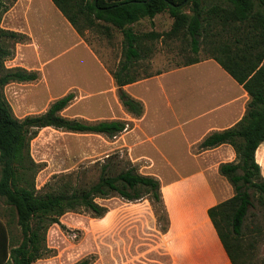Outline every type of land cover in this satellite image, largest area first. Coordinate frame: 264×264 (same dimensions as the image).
Returning <instances> with one entry per match:
<instances>
[{
  "label": "crops",
  "instance_id": "1",
  "mask_svg": "<svg viewBox=\"0 0 264 264\" xmlns=\"http://www.w3.org/2000/svg\"><path fill=\"white\" fill-rule=\"evenodd\" d=\"M4 1L9 6L0 27L25 36L14 43V55L6 60V67L36 72V84L51 75L61 93L48 99L41 90H25L26 82H12L5 94L15 116H29V105L45 107L42 114L56 100L78 92L80 97L61 114L95 122L131 121L129 129L112 138L118 146L115 152L126 153L139 173L156 178L161 185L164 216L151 211L113 212L121 205L102 204L108 208L100 218L102 228L116 238L110 235L106 245L75 252L79 257L70 256L75 259L70 264L92 256L94 264H235L209 211L235 195L220 166L235 162L237 154L229 144L206 150L200 144L208 135L229 129L243 118L249 100L244 87L208 56L125 85L124 91L144 105L143 115L134 118L118 96L112 72L52 0ZM32 91L34 97H23ZM93 109L102 111L104 117L96 119L90 112ZM66 110L71 115H65ZM255 160L264 179V142L257 147ZM62 256L59 253L53 259L64 264ZM47 261L43 258L34 264Z\"/></svg>",
  "mask_w": 264,
  "mask_h": 264
},
{
  "label": "trees",
  "instance_id": "2",
  "mask_svg": "<svg viewBox=\"0 0 264 264\" xmlns=\"http://www.w3.org/2000/svg\"><path fill=\"white\" fill-rule=\"evenodd\" d=\"M15 0H9L12 4ZM66 18L83 35L97 25L106 30L110 26L123 36V60L113 72L118 85V96L134 118L144 113L140 100L131 97L123 87L140 80L132 68L141 58L144 38L133 25L142 19L153 20L167 12L173 19L171 29L163 34L151 33V41L161 36L185 39L191 51L201 50L214 58L247 91L246 113L233 127L208 135L201 149L222 144L231 145L235 162L224 163L220 173L233 185L235 195L210 209L209 214L235 264L245 254L241 238L251 211L256 206L264 209V179L255 160L257 147L264 142V0H52ZM9 5L0 0V22ZM103 24V25H102ZM25 36L0 27V264H34L51 256L47 233L53 224L69 212H84L101 218L108 208L99 200L118 197L137 202L146 197L156 212L166 214L160 182L142 175L138 167L120 152L109 154L99 165L97 179L89 184L80 172L54 176L43 187H37V176L42 169L31 153V140L46 127L73 133L101 134L114 138L131 127L124 120L84 122L64 117L74 95L68 94L50 105L42 114L23 119L15 116L4 94L12 82H32L36 72L23 68H7L6 60L13 56L11 43ZM147 38V37H145ZM198 58L186 64L199 62ZM255 218V217H254ZM19 229L20 239L10 227ZM251 228L259 226L252 224ZM76 264H94L83 259Z\"/></svg>",
  "mask_w": 264,
  "mask_h": 264
},
{
  "label": "rangeland",
  "instance_id": "3",
  "mask_svg": "<svg viewBox=\"0 0 264 264\" xmlns=\"http://www.w3.org/2000/svg\"><path fill=\"white\" fill-rule=\"evenodd\" d=\"M172 24L173 19L165 12L158 14L155 21L145 18L132 26L135 32L144 38L141 58L135 63L131 72L133 75L140 77V80L148 78L151 75L160 74L169 69L187 66L188 64L186 63L189 60L195 58L201 60L208 57L203 50L198 54L193 53L187 40L183 38H167L164 35L155 41H151V36H145L151 35L153 32L160 34L166 33L171 29ZM81 36L85 38L88 45L96 52L102 62H104L106 67H108L113 74V72L119 68L123 60V36L121 32L112 26H110L109 30H106L101 27V25H97L94 31L87 29ZM10 45L14 53L15 45L14 43ZM50 66H52V64L48 65V67ZM45 79L46 80L41 78L39 82L37 81V84L34 83V81L24 83L26 84L25 90H41L48 99L49 96L58 97L61 93L58 88L54 86L51 75L47 76ZM45 81H49L48 87H46ZM5 91L6 89H4V94ZM33 92L34 91L26 95L25 92L23 97H34L35 93ZM69 94L74 95L70 104H72L76 98L80 97L78 92ZM5 96L7 95L5 94ZM87 99L89 100V98ZM44 108L45 107L40 108L36 105H29L26 113L30 115L41 114ZM70 111L66 110L64 114L69 116L71 115ZM90 112H92L94 117L98 120L104 117L100 110L93 109ZM96 112L102 115H97ZM113 115H116V113ZM113 115L109 113V116ZM76 119L84 122H95L86 121L84 118L80 117ZM130 123L132 122L130 121ZM113 141H115V139L108 140L101 135L74 134L51 127L41 129L38 135L31 140L33 157L38 163L42 164V169L37 176L38 186L40 188L43 187L46 183L50 182L54 176L75 172H80L82 177L85 178V181L91 184L98 177L100 162L102 163L104 161L108 153H116L115 151L118 146L116 143H113ZM120 155L127 158L126 153H120ZM99 203L105 205L112 203L115 208L121 205L118 210L113 212L145 213L151 211L154 214L163 215V212H156V207L148 197L142 199L140 202L134 203L124 202V200L117 197L110 202L99 200ZM141 203L144 204L136 205ZM0 211L3 219L5 221L9 220V217L2 213L1 202ZM251 211L255 214V218L250 217L248 219L247 225H250V227L244 230L241 238V247L245 254L239 258L241 259L240 264H264V209L256 206V208ZM103 223L104 222L100 218H94L88 213H67L61 218L60 224H55L48 231L47 246L52 253L51 256L46 258L48 261L45 264H60L58 258L53 259L58 256L59 253H63L62 257L66 259L64 264H70L79 257L75 252H86L89 249L106 245L107 237L110 235L116 238L115 233L112 234L111 231L108 234L106 230L102 228V225H104ZM252 224L258 225L259 228L257 230L251 228ZM9 231L10 234L13 232L15 236H17V239H20L19 229L15 225H12ZM113 243L115 244V242ZM70 256H73L75 259L72 257L70 258ZM90 259L92 262L95 260L94 256ZM37 264L43 263L38 262Z\"/></svg>",
  "mask_w": 264,
  "mask_h": 264
}]
</instances>
